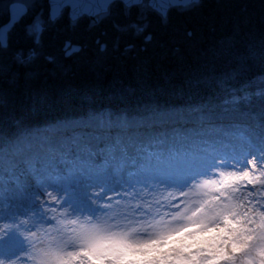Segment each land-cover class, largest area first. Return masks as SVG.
Instances as JSON below:
<instances>
[{
  "label": "trees",
  "instance_id": "trees-1",
  "mask_svg": "<svg viewBox=\"0 0 264 264\" xmlns=\"http://www.w3.org/2000/svg\"><path fill=\"white\" fill-rule=\"evenodd\" d=\"M30 13L31 10L10 32L7 48L0 50L5 75L4 82L0 80V90L7 87L9 96V106L0 110V130L5 132L0 148L57 119H74L85 114L89 117L101 110L112 116L117 115L114 112L140 113L132 117L168 109L193 113L187 108L197 103H205L204 111L226 110L228 104L222 101L229 98L228 84H232L225 78L228 47L246 52L254 43L259 58L264 42V0H198L188 9L171 6L166 12V22L152 9L133 8L130 16L125 15L117 4L112 15L98 26H92L86 15L74 21L68 19L64 9L53 22L45 15L39 46L33 35L28 34ZM138 15L147 17L148 26L141 36H134L131 30L118 32L113 27L136 21ZM187 32L192 36L188 37ZM149 33L152 42L147 45V52L140 53L144 36ZM97 39L107 44L106 52L98 51ZM117 39L121 50L127 44L136 46L135 60L113 51ZM65 40L80 45L79 51L64 56ZM30 49L38 53L34 62L38 77L25 83L21 76L15 86L5 85L12 72L13 56L19 51L27 55ZM46 56L54 57L55 63L49 64ZM135 64L144 65V72L134 71ZM250 64L249 73L232 86L239 88L264 74L259 64ZM197 73L203 77L193 89L186 81L196 78ZM259 107L260 102L253 97L251 109L258 111ZM255 119L264 124V114L258 112ZM16 122H20L19 127Z\"/></svg>",
  "mask_w": 264,
  "mask_h": 264
},
{
  "label": "rangeland",
  "instance_id": "rangeland-1",
  "mask_svg": "<svg viewBox=\"0 0 264 264\" xmlns=\"http://www.w3.org/2000/svg\"><path fill=\"white\" fill-rule=\"evenodd\" d=\"M225 109L216 114L199 113L197 116L168 109L153 115L131 118L138 122L158 117L163 112L175 113L177 118L185 115L191 118H209L203 125L198 127L196 125L192 139L189 141L186 140L187 134L177 129L165 136L157 135L161 142L149 146L148 140L154 136L152 134L140 136L137 132L122 137L121 131L116 129L97 132L78 125L80 120L84 122L93 117H100L108 122L109 118H112V121L121 119L119 115L112 116L108 111L101 110L95 115L81 117L78 120L57 119L48 125L34 128L27 135L2 148L0 212L5 216L6 221L12 218L16 221L15 224H0V230L9 227L14 229L6 239H0V257L4 258V264H44V254L52 250L59 253V258L54 264H190L189 261L179 259L170 261L143 258L155 251V246L151 244L134 248L129 244L110 243L90 251L86 230L95 227L135 245L155 239L165 226L173 229L187 226L188 216L191 213L186 212L185 209L196 210L202 199L201 196L192 195L188 188L181 190L151 182L137 183L135 178L129 180L127 173H122L119 169L121 165L127 163L125 171L135 167L137 174L143 175L162 168L179 169L188 162L185 157H193L208 149L224 151L232 148L240 151H255L264 147L262 142L264 128L257 125L255 117L232 104H228ZM221 117L228 119L221 121L219 119ZM68 123L76 125L71 128L75 132L59 143V139L52 137L51 134L54 129L62 131L63 127H68ZM233 128L243 131L248 140L245 141L244 138L232 134H223ZM113 133H116L126 146V154L121 153L118 148H113L112 158L98 157L93 160L89 155L91 151H98L101 147L105 150L112 148L115 138ZM177 133L183 135L178 137ZM166 136L170 137L167 143L168 149L164 146ZM73 141L75 144L72 143ZM35 142H45L57 151H66L74 157L78 156L79 159H74L69 166L72 170L86 169L94 180L106 183V189L99 186L89 189L91 195L88 210L83 213L73 212L70 206L61 204L62 197L57 199L53 196L49 201V207L44 209L45 214L42 219H38L30 212L23 213L20 208L27 206L31 192L36 190V179L30 174L32 166L39 168L46 179L49 178L48 173L52 167H65L60 164V157L51 154L50 149H36ZM19 144H25L29 150L23 154H16L13 148ZM140 145H143V150ZM149 151L151 155L147 154ZM170 152H178L181 155L177 159H169ZM157 156L159 159L156 158ZM103 159L107 160L106 165H101ZM182 192L188 195H182ZM233 196H240V193H233ZM177 197H180L179 201ZM242 201L243 197H241ZM15 212H21V215L14 216ZM17 232L20 234L17 235ZM85 255L94 258L86 259Z\"/></svg>",
  "mask_w": 264,
  "mask_h": 264
},
{
  "label": "snow or ice",
  "instance_id": "snow-or-ice-1",
  "mask_svg": "<svg viewBox=\"0 0 264 264\" xmlns=\"http://www.w3.org/2000/svg\"><path fill=\"white\" fill-rule=\"evenodd\" d=\"M87 0H81L85 3ZM155 0H102V10L94 14L87 13L91 18L92 26H98L112 15V8L119 4L125 10V15L130 16L133 8L136 9H154ZM196 0H180L177 7L188 9L194 6ZM79 5L77 0H61V7L73 8ZM83 9L81 14H83ZM26 12V8L17 9L15 20L19 21ZM71 15V14H70ZM164 22L167 21V15L162 17ZM147 17L138 15L137 20L127 25L114 24L113 27L118 32L132 31L134 36H141L147 28ZM42 29L39 25H35L28 29V34H35L34 43L39 46L40 33ZM188 37L192 36L191 32H187ZM152 42V35L149 33L144 36V43L140 47L139 52H147V45ZM99 45L98 51L104 53L107 51V44L96 40ZM0 47L7 48L6 37L0 30ZM134 44H127L123 50L120 49L119 39L113 45V51H119L121 57L125 59L135 60L138 53L135 52ZM256 45L251 44L246 52H236L231 46L228 47L229 67L225 73L228 84L229 98L222 101L224 104L231 103L237 108L244 111H250L253 117L258 112L264 114V74L257 75L245 84L236 88L232 85L239 83V80L245 77L251 68V63L259 64L264 68V42L260 45L259 58L255 55ZM79 51L78 48L68 50L66 43L64 53L65 56L71 55L72 52ZM175 51V49H174ZM38 57L35 49H30L25 55L23 51L17 52L13 56L12 72L7 76L8 83L5 85L15 86L23 76L25 83H30L39 75L38 70L34 67V62ZM45 60L49 64L55 63V58L46 56ZM3 65H0V80L4 82L5 75L3 73ZM145 66L135 64L134 71L143 73ZM203 77L202 73H197L196 78H190L186 83L193 89L199 86V80ZM247 89V90H246ZM242 92V95H237ZM253 97L260 102L258 111H253L251 105ZM9 106L8 89L5 87L0 90V110ZM160 107V106H157ZM193 113H200L205 110V103H197L190 105L188 108ZM115 114L120 116L119 128L125 131L130 130L129 121L133 115L139 116L138 112H120ZM82 117V116H81ZM81 117L74 118L78 120ZM84 118L87 114L83 115ZM20 122H16L19 127ZM257 125L264 127L260 121ZM104 126V125H102ZM113 127L112 118H109L107 125ZM140 130H143L142 128ZM223 134H232L237 137H248L243 131H237L233 128L226 130ZM114 141L112 148L105 150L101 147L98 151H91L89 155L96 160L98 157L112 158V149L118 148L121 153L126 154L127 148L122 143L116 133H113ZM183 133H177L181 137ZM5 132L0 130V139H3ZM160 138L154 135L148 140V145L159 144ZM264 142V138H262ZM75 144V141L72 142ZM143 150V145L139 146ZM51 154L60 157V164L65 167H52L48 173V179L40 172L39 168L32 166L30 174L36 179V190L31 192V197L27 206L20 209L24 214L32 213L38 219L44 216V209L49 207L50 199L55 196L61 199L62 205L70 206L71 211L81 212L88 210L89 197L91 193L89 189L94 187H103L106 189V183L94 180L86 169L72 170L69 166L72 161L78 160V156H72L69 152H60L55 148H50ZM3 149L0 148V154ZM151 155V151L147 153ZM181 154L178 152H170L169 159H177ZM159 159V157H156ZM188 161L179 169L162 168L146 172L138 175L135 167L125 171L127 163L120 166L119 171L127 173L129 180L135 178L137 183L151 182L155 184H163L178 189L188 188L192 195L202 197L199 207L192 211L186 208V212L191 214L188 216L189 223L180 229L163 227L155 239H150L141 244L132 245L119 236L107 234L98 228L86 230L87 243L90 251H94L104 245L110 243L129 244L134 248H142L151 244L155 246V251L147 254L143 258L155 260H185L190 264H264V147L255 151L236 150L229 148L224 151L217 149H208L205 152L195 154L193 157H185ZM107 160L103 159L101 165H106ZM239 192L240 196H233V193ZM182 195H188L183 193ZM47 197V199H45ZM241 197L243 201L241 202ZM180 197H177L179 201ZM91 214V213H90ZM21 215V212H15L14 216ZM15 224L14 218L5 220V216L0 212V224ZM14 231L13 228H3L0 230V239H6ZM20 233L17 232V235ZM59 258V253L52 250L44 254V264H54ZM86 259H93L90 255H85ZM26 259V257H25ZM0 264H4V258L0 257Z\"/></svg>",
  "mask_w": 264,
  "mask_h": 264
},
{
  "label": "bare ground",
  "instance_id": "bare-ground-1",
  "mask_svg": "<svg viewBox=\"0 0 264 264\" xmlns=\"http://www.w3.org/2000/svg\"><path fill=\"white\" fill-rule=\"evenodd\" d=\"M168 113V112H167ZM159 113L160 116L158 117H155V118H148V119H144L142 121H138L136 122V120H131L129 122V125H130V132L129 131H125L123 129H120L119 128V122H120V119H116L115 121L113 120L112 121V124H113V127L112 128H109L107 125H108V121H104L102 120L100 117H93L92 119H89V120H85L84 122L83 121H79V126L81 127H85L87 129H92L93 131H105V130H110V129H116V130H119L121 131V136H125V137H128L130 135H133V134H136L137 132V135H141L143 132H146V129L149 130L153 127H156L155 129H159L160 132H163L165 130H182L184 133L187 134L186 136V140L189 141L190 139H192V132L193 130L196 128L195 126V123L196 121L192 120L191 118L189 117H184V118H177L176 114L175 113ZM221 121H223L224 119H228V117L226 118H219ZM209 119H205L204 121H208ZM227 122V121H226ZM136 124L138 126H136ZM59 125V124H58ZM75 124L74 123H68V127H63L62 128V131L61 130H56L54 129L53 133L51 134L52 137H57L59 139V143H61V140L63 138H66V137H69L71 134H73V130H71V128L75 127L74 126ZM104 125V126H102ZM61 126V125H60ZM78 126V127H79ZM136 128H138L136 130ZM143 129V130H140V129ZM133 129V130H131ZM222 137V135H220ZM224 137V136H223ZM222 137V138H223ZM170 137H166L165 139V144L164 146L166 147V149H168V145L167 143L170 141L169 139ZM229 139V138H228ZM36 145V149H39V150H44V149H50L52 148V146L50 145H47V143L45 142H35ZM231 145H232V142H231ZM200 148V146H199ZM27 150H29V148L27 146H25V144L23 145H15V147L13 148V151H15L16 154H23L24 152H26ZM33 152V151H32ZM113 153V152H112ZM116 154V153H115Z\"/></svg>",
  "mask_w": 264,
  "mask_h": 264
},
{
  "label": "water",
  "instance_id": "water-1",
  "mask_svg": "<svg viewBox=\"0 0 264 264\" xmlns=\"http://www.w3.org/2000/svg\"><path fill=\"white\" fill-rule=\"evenodd\" d=\"M198 0H196L197 2ZM81 0H77V3L79 4L74 5L73 8H67V14H68V19L70 20H75L76 18L82 16V15H86L89 17V15L87 13L90 14H94L98 11L102 10V0H87V2L85 3H81ZM180 3V0H155L154 3V11H156L159 15H161V17H163L167 10L172 6H176ZM48 4H49V20L54 19L55 17H58L60 11H61V0H48ZM22 7L26 8L22 3L20 2H12L9 5V19L8 21H6L4 24L0 25V30H2L5 34L6 37V43H7V32L12 25L16 22L15 20V14L17 9H21ZM83 11V14H81V10ZM71 14V15H70ZM39 25V24H38ZM39 27L41 28V25H39ZM67 45L69 46L68 50L71 51L72 48H80V45L78 44H71L70 40H65L64 45H63V49H65V46ZM73 53V52H72ZM65 56V53H64Z\"/></svg>",
  "mask_w": 264,
  "mask_h": 264
},
{
  "label": "flooded vegetation",
  "instance_id": "flooded-vegetation-1",
  "mask_svg": "<svg viewBox=\"0 0 264 264\" xmlns=\"http://www.w3.org/2000/svg\"><path fill=\"white\" fill-rule=\"evenodd\" d=\"M15 1L22 3L26 7V12H25V14L23 15V17L19 21H16L12 25V27L8 31H6L7 32V42H8V39H9V34L12 31V29L26 15H28V13H29L30 10H31L30 16L27 18L28 21H29V23H30L29 28L32 27V25L35 26V25H38L39 24V25H41V29L44 30V28H45L44 23L46 22L45 21L46 20L45 19V15H47L46 16V18H48L47 20L50 19L49 18V10H48L49 9L48 0H0V25L4 24L6 21H8V19H9V5L12 2H15ZM64 9H66V14L68 13L67 12V8H61V11H60L58 17L62 14V12H63ZM58 17H55L54 19H56V18L58 19ZM67 17H68V14H67ZM54 19L49 20V22H53ZM42 32L40 33V38H41ZM32 35H33V39L35 40L36 39L35 34H32ZM7 46H8V43H7ZM68 48H69V46H68ZM1 49H4V48L3 47H0V50ZM62 49H63V46H62Z\"/></svg>",
  "mask_w": 264,
  "mask_h": 264
}]
</instances>
